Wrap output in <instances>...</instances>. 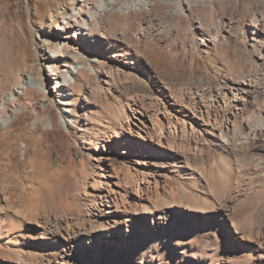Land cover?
<instances>
[{"label":"bare ground","instance_id":"1","mask_svg":"<svg viewBox=\"0 0 264 264\" xmlns=\"http://www.w3.org/2000/svg\"><path fill=\"white\" fill-rule=\"evenodd\" d=\"M152 1L63 0L50 13L27 86L46 96L48 69L55 93L67 92L85 70L100 71L79 61L102 42L123 65L104 67L88 92L112 94L130 75L135 83L108 109L113 118L98 115L89 133L86 100L75 118L64 108L48 121L33 159L19 157L17 139L2 149L0 264H264V14L244 27L235 26L240 15H219L210 28L199 23L195 36L185 29L180 43L168 42L139 18L151 14ZM158 1L160 22L184 17L182 6L169 9L173 0ZM106 12L127 19L114 20L121 24L114 29L98 19ZM140 46L143 68L135 61ZM221 48L247 65L229 69L223 84L194 79L201 53ZM157 51L158 66L187 76L159 73L151 62ZM56 55L71 60L69 71ZM142 73L153 85H139ZM24 84L0 100V126L20 111L14 102ZM80 147L89 154L81 158Z\"/></svg>","mask_w":264,"mask_h":264},{"label":"rangeland","instance_id":"2","mask_svg":"<svg viewBox=\"0 0 264 264\" xmlns=\"http://www.w3.org/2000/svg\"><path fill=\"white\" fill-rule=\"evenodd\" d=\"M62 1L63 0H0V100L16 84L22 85V83H25L22 87V93L17 96L14 102L15 107L18 110L20 109V111L12 114L10 112L12 120L9 127L0 126V162L2 149L14 139L20 140L22 143V147L19 151V157L21 159L28 154L30 157L35 155V151L31 147L38 143L40 137H46V135H48L46 127L48 121L51 118L59 119L64 108L70 109L72 118H75V114L78 113V110L86 100H90L92 103V116L90 117L91 126L87 133L93 131L94 124L98 121V115L105 116V120L113 118V115L111 113L109 114L110 111L108 109H110L111 106L120 107L123 96L128 95V92H130L127 88L129 87L130 89L135 83V79L130 75L131 77L129 76L119 81L112 94L94 96L88 92L87 81H93L95 77H102L104 67L112 66L115 68L116 66L121 67L123 65L119 60L107 55L108 52L102 42V46H100L97 52L93 54L88 53L87 59L79 61V63L82 62L83 65H90L92 69L95 70L98 68L100 71L91 73L84 69V73L75 78V81L67 92H62L60 94L55 93L52 88V85H54L52 81L53 73L48 69L42 71L45 78L50 79V81L47 80L48 94L46 96L42 92L27 86V72L31 68L38 69L39 66V42L41 36L49 30L50 13L58 8ZM173 1L175 3H173L169 9L182 6L186 13L184 17L181 16L182 18L171 14L169 18L170 24H165L155 18V13H160L162 11L161 6L163 3L158 0L150 2L149 6L154 8L151 14H141L139 16L142 24L146 26L152 24L160 31L161 36H163L162 38L168 42L180 43L181 35L185 29L184 33H187L189 37L195 36L199 23L203 24L204 27L210 28L219 15H228L232 13L238 16L240 15L239 21L235 23V26L244 27L254 13L256 15L264 14V0ZM118 5H120V3ZM98 19L102 21L105 26L109 25L111 28L113 26L115 29L121 28V24L115 23L116 21L114 20L123 22L127 17L125 15H117L114 12H106L104 15H100ZM130 19H135V16L130 14ZM166 25H168L169 28ZM134 27L139 28V25H134ZM171 30L172 32H170ZM139 48L141 51L135 61L137 66L143 68L142 61H144L145 55L142 51L143 47L140 46ZM130 49H137V45L131 43ZM232 49L233 48H231V51ZM244 54L249 57L247 53ZM239 55L240 57H245L242 51L239 52ZM237 59L238 62L236 61ZM69 60L68 57L62 55H56L54 59L52 58V61H55L61 69H66L68 71V63H71V60ZM151 62L156 64V70L159 73L161 72V74H168V72L172 71L173 75L179 74L181 76H187V71L183 69H171L167 71L165 65L161 64L158 66V62H164L159 51L154 52ZM243 62L244 61L239 57H232L231 53L225 48H221L217 51L210 49L207 55L201 53L196 62L197 68L191 72V75L194 79L204 78L215 84H223L225 81L223 75L227 74L229 69L240 71L242 68L241 65H247V62H244L246 64ZM216 70H218L219 73L214 75L213 72ZM70 74H72L71 71ZM153 78L152 75L142 73L138 83L143 87H147L153 85ZM79 91H81L80 94ZM48 138L52 139L53 137L48 136L47 139ZM26 145L29 146V152L25 147ZM79 154L81 158H83L87 156L89 152L80 147ZM31 158L33 159L34 157ZM54 160L57 161L56 151H54ZM1 261L3 262V260Z\"/></svg>","mask_w":264,"mask_h":264}]
</instances>
